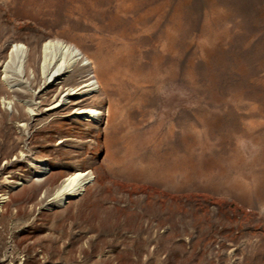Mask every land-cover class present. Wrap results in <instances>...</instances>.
<instances>
[{
	"label": "rangeland",
	"instance_id": "obj_1",
	"mask_svg": "<svg viewBox=\"0 0 264 264\" xmlns=\"http://www.w3.org/2000/svg\"><path fill=\"white\" fill-rule=\"evenodd\" d=\"M49 38L95 117L2 82L13 42ZM0 61V263L264 264V0H0Z\"/></svg>",
	"mask_w": 264,
	"mask_h": 264
},
{
	"label": "bare ground",
	"instance_id": "obj_2",
	"mask_svg": "<svg viewBox=\"0 0 264 264\" xmlns=\"http://www.w3.org/2000/svg\"><path fill=\"white\" fill-rule=\"evenodd\" d=\"M39 50H37L36 48H34L33 50H27V47L19 41L13 42L10 45L9 49L6 51L2 68V82L6 85L5 87H7L11 92H15V89L13 88L14 84L17 86L20 82H27L29 84L38 83L40 91H52L53 94H55V98L53 99V101L51 100L52 103L49 109H58L59 107H65L68 104H74V116L85 119L95 117V115L98 114V110L96 108L79 105L83 101L85 94L89 93L92 90V84L90 82H87L78 88H74L72 85V87H65L66 89L60 90L63 85L62 80L64 76L67 75V72L73 69L76 60L79 58L80 51L73 45H68L66 43H63L61 40L50 38L43 41L41 49ZM15 77L17 78V82L13 84L10 83L15 79ZM59 90L60 92H58ZM33 95L34 94L32 93L31 96ZM11 97V99L9 98L6 101L8 105L14 102V96L12 95ZM23 103V105H26V107H28V113L31 114V112L33 111V107H31V100H26ZM42 164V161L39 162V169L34 170L35 175L42 176L43 174L48 172L47 168H45ZM91 177L92 172L90 169L75 170L71 173H67L64 177L61 178L62 180L60 179V183H58V186L55 188L54 193H51L52 195L46 200L45 205L52 208L70 201L73 196H75L85 188V185L89 182ZM21 183L22 182L18 181L16 184ZM46 187L48 188L50 186ZM52 188L53 186L49 189L52 190ZM44 191L46 190L44 189ZM49 191L48 193H50ZM4 198L5 193H1L0 201L2 202ZM42 199L43 197L41 198V200ZM2 260L3 259H1L0 261ZM5 261V263L0 264H14L12 258H8Z\"/></svg>",
	"mask_w": 264,
	"mask_h": 264
}]
</instances>
